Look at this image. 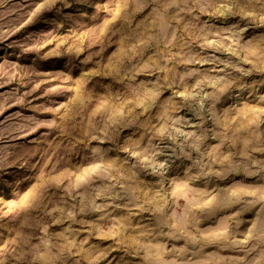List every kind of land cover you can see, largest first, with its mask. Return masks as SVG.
Segmentation results:
<instances>
[{"label": "rangeland", "instance_id": "rangeland-1", "mask_svg": "<svg viewBox=\"0 0 264 264\" xmlns=\"http://www.w3.org/2000/svg\"><path fill=\"white\" fill-rule=\"evenodd\" d=\"M0 264H264V0H0Z\"/></svg>", "mask_w": 264, "mask_h": 264}]
</instances>
